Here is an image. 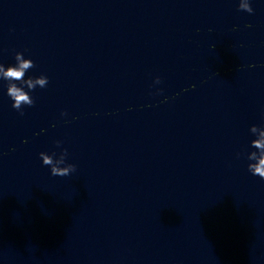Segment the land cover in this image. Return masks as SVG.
Wrapping results in <instances>:
<instances>
[{
  "label": "water",
  "instance_id": "95a60500",
  "mask_svg": "<svg viewBox=\"0 0 264 264\" xmlns=\"http://www.w3.org/2000/svg\"><path fill=\"white\" fill-rule=\"evenodd\" d=\"M250 3L0 0V64L49 78L23 115L0 78V264H264ZM64 149L76 171L53 176L40 153Z\"/></svg>",
  "mask_w": 264,
  "mask_h": 264
},
{
  "label": "clouds",
  "instance_id": "9594fccd",
  "mask_svg": "<svg viewBox=\"0 0 264 264\" xmlns=\"http://www.w3.org/2000/svg\"><path fill=\"white\" fill-rule=\"evenodd\" d=\"M239 9L250 14L254 12L250 0H240ZM248 27H251V25H248ZM15 60L17 62L15 65L5 67V65L0 64V78L8 81L7 95L14 102L12 107L23 115L25 105L31 107L35 104V100L30 95V91L35 90L37 86L41 88L47 87L49 78L46 75H40L39 77H28L25 79L27 71L35 66L34 61L30 58L25 59L22 52L16 53ZM252 67H255V65H252ZM160 82V78L157 77L156 83ZM25 88L29 91H26ZM166 101L167 98H165V102ZM62 115H67V113H62ZM67 122L68 121H66V123ZM250 131L257 138L251 141V147L256 149V151H252L247 155V159L251 161L248 165V170L253 175L264 179V126L253 125ZM60 144L61 142L57 141L58 147ZM67 155V149L62 151L58 159L55 158V153L51 155L46 152L40 153L43 164L45 166H50L51 174L61 177L68 176L76 171V165L66 162Z\"/></svg>",
  "mask_w": 264,
  "mask_h": 264
}]
</instances>
